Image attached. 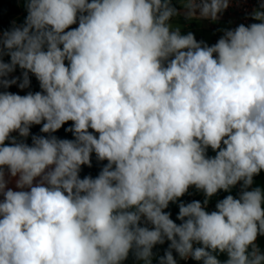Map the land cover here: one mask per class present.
I'll list each match as a JSON object with an SVG mask.
<instances>
[{
    "label": "clouds",
    "instance_id": "clouds-1",
    "mask_svg": "<svg viewBox=\"0 0 264 264\" xmlns=\"http://www.w3.org/2000/svg\"><path fill=\"white\" fill-rule=\"evenodd\" d=\"M176 3L25 0L0 33V88L41 89L0 91V264H152L165 240L158 264H264V2L211 46L172 20L215 22L230 0ZM69 121L74 139L52 135ZM93 153L107 163L80 178ZM192 187L177 224L164 210Z\"/></svg>",
    "mask_w": 264,
    "mask_h": 264
},
{
    "label": "crops",
    "instance_id": "crops-1",
    "mask_svg": "<svg viewBox=\"0 0 264 264\" xmlns=\"http://www.w3.org/2000/svg\"><path fill=\"white\" fill-rule=\"evenodd\" d=\"M176 3V0H174ZM17 8L18 11L16 14H13L9 17L10 21L16 25L20 26L24 23V20L27 16V9L25 5V0H16ZM177 7L180 8V5L176 3ZM183 10L181 9V12ZM259 21H255L252 19V23H258ZM173 25L179 26L181 29V34H187L188 32H192L196 38V40L199 41H204L206 42L209 46L215 44L218 39L223 35V30L224 29H234L240 24H244L240 22L238 19H236L233 16L230 15H225V14H220L219 19L215 22L207 20V19H202V20H187L184 18L183 14L179 15L178 17L174 18L172 20ZM245 26L250 25V24H244ZM75 27L78 26L74 25ZM3 59L5 62L10 61L9 56H4ZM22 70L17 67L16 71L10 74L9 77H14V76H21ZM32 75V74H29ZM17 94L20 95H25L24 89H20L18 86H16ZM13 136H19L18 133L14 132L12 133ZM215 152L209 147L207 149V155L209 157H214ZM107 163V161H98L96 158L95 153L91 155V167L88 166H82L81 171H80V178H84L85 176H91L93 178L97 177L104 167V165ZM39 179V178H37ZM255 180L259 183H264V172H262L258 177L255 178ZM8 187L15 189V178H10V182L8 184ZM240 192V186L239 184L231 191L229 192H224L223 190H220L216 195H214V202L212 206L207 210L209 212L216 210V204L219 200L225 198L228 194H232L234 196H238ZM2 199V197H0ZM189 199L190 202L193 200H200L203 201V193L198 192L194 187L189 189ZM143 226V225H142ZM169 241L165 240L164 244H158L155 245L153 248V253H158V254H164L165 251L168 249L169 246ZM256 244L260 248L262 252H264V236H258L256 240ZM225 256H221L220 259H225ZM174 259L176 260L177 264H201L200 261H196L189 257L188 261L185 262L184 259H181L180 257H177ZM143 264L142 261L136 260L135 256L133 253L129 254V257L126 261L123 262V264Z\"/></svg>",
    "mask_w": 264,
    "mask_h": 264
},
{
    "label": "trees",
    "instance_id": "trees-1",
    "mask_svg": "<svg viewBox=\"0 0 264 264\" xmlns=\"http://www.w3.org/2000/svg\"><path fill=\"white\" fill-rule=\"evenodd\" d=\"M174 4L177 7L175 1H174ZM17 11H18V8H17L16 0H0V33H2L5 30H10L12 27L16 26L10 21L9 17L13 14H16ZM71 27H75V26L72 25ZM29 76H30V86L28 88L24 89L25 94H27L29 91H31L33 93L37 92V91H41V89L39 87V82L37 81L35 76L34 75H29ZM14 77H21V76H14ZM9 78H12V77H9ZM16 86L17 85H12L8 89L0 88V91H9V92L17 94ZM71 125H72L71 121L67 122L65 125H63L61 127V129L57 130L55 133H52V135H55L56 137H58L60 139H69V140L74 139L73 134L69 131H66V129L71 127ZM41 127H42V124L31 126L30 135L28 138H26L24 140V142L31 145L32 135L48 136V134H46V133H41V131H40ZM89 131H93V130L89 129ZM93 134L98 135L96 133H93ZM5 143L10 144V141H6ZM181 201L184 203L190 202L189 192L186 193L183 197L179 198L176 203L170 202L169 207L164 210V211L169 212L171 214L170 218L174 222H176L177 224L181 223V221H179L177 219V216L179 213L178 205ZM213 202H214V196L209 199V203L207 205L206 210H208L212 206ZM163 255L164 254L153 253L152 264H158L159 257H161ZM127 264H130V263H127Z\"/></svg>",
    "mask_w": 264,
    "mask_h": 264
},
{
    "label": "built area",
    "instance_id": "built-area-1",
    "mask_svg": "<svg viewBox=\"0 0 264 264\" xmlns=\"http://www.w3.org/2000/svg\"><path fill=\"white\" fill-rule=\"evenodd\" d=\"M262 2L264 0H230V6L222 14L233 16L244 24H251L250 14ZM188 259H184V261L187 262Z\"/></svg>",
    "mask_w": 264,
    "mask_h": 264
},
{
    "label": "water",
    "instance_id": "water-1",
    "mask_svg": "<svg viewBox=\"0 0 264 264\" xmlns=\"http://www.w3.org/2000/svg\"><path fill=\"white\" fill-rule=\"evenodd\" d=\"M173 257L177 258L179 257V254L175 252V250H173Z\"/></svg>",
    "mask_w": 264,
    "mask_h": 264
}]
</instances>
